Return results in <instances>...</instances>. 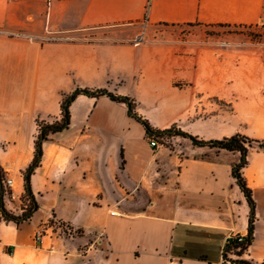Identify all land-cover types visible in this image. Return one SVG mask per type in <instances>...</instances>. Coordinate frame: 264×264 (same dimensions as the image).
<instances>
[{
    "label": "crops",
    "instance_id": "obj_1",
    "mask_svg": "<svg viewBox=\"0 0 264 264\" xmlns=\"http://www.w3.org/2000/svg\"><path fill=\"white\" fill-rule=\"evenodd\" d=\"M127 23L264 24V0H0V167L17 193H26L37 122L60 121L62 98L75 88L130 97L154 130L264 140V101L227 90L211 52L171 40L79 37ZM239 160L237 151L180 135H148L124 102L78 94L68 126L43 141L30 175L37 208L27 221H0V264H235L221 249L248 234L250 208L232 174ZM241 175L255 219L238 257L261 264L264 149L248 150ZM53 219L75 235L49 230L36 247L34 231Z\"/></svg>",
    "mask_w": 264,
    "mask_h": 264
},
{
    "label": "rangeland",
    "instance_id": "obj_2",
    "mask_svg": "<svg viewBox=\"0 0 264 264\" xmlns=\"http://www.w3.org/2000/svg\"><path fill=\"white\" fill-rule=\"evenodd\" d=\"M137 35L143 40H171L184 48L211 52L214 62L211 66L223 69L227 90L231 88L232 93L243 99L264 101V24L149 26L127 23L91 28L79 37L90 41L127 42ZM161 142L167 144L164 140ZM238 254L235 252L233 258L238 260Z\"/></svg>",
    "mask_w": 264,
    "mask_h": 264
},
{
    "label": "trees",
    "instance_id": "obj_3",
    "mask_svg": "<svg viewBox=\"0 0 264 264\" xmlns=\"http://www.w3.org/2000/svg\"><path fill=\"white\" fill-rule=\"evenodd\" d=\"M78 94H86L90 96L107 94L113 100L124 102L127 105V111L129 115L135 117L138 121H140L143 124V126L145 127V131L148 135L166 136L170 134H175V135H180L182 137L188 138L192 142V144L197 145V146H210V147H216L219 149H226L228 151L239 152L240 160L233 166L232 174L235 177L238 186L242 190L248 202L250 211H249V218H248L247 238L245 239L244 244H239L241 246V251L239 252L238 255H240L242 251L246 249V247L249 245L251 241L255 215H254V200L252 197V192H251V189L246 185L245 179L241 175V169L247 164V153H248L249 148L253 147V144H256L258 148L264 149V140L253 139V138L247 137L242 134H234L229 137H224L221 139L203 140L183 130H180L179 128H176V126H171L170 128L165 129V130H154L146 119L142 118L135 112V102L133 99H131L128 96L112 94L108 92L107 89L105 88H97V89L75 88L70 94L63 96L62 98V101H61L62 118L60 121H56L53 123H47L43 121L37 122L38 134L35 139V154H34L32 161L27 166L24 172V180H25V185H26L25 192L27 193L28 196H31L32 198L30 187H29V180H30V175L33 173L35 168L40 163L42 143L50 133L61 131L62 129L68 126L69 124V104ZM3 174L4 172L2 171L0 167V195L2 191L1 180H2ZM36 208H37L36 202L33 200L31 203V209L29 210V213H32V211H34ZM6 216L8 217V220L17 222L16 220L18 218L10 216L7 213H6ZM232 243L234 244L233 241ZM236 263L237 264H250L241 259L236 260ZM261 264H264V263H261Z\"/></svg>",
    "mask_w": 264,
    "mask_h": 264
},
{
    "label": "built area",
    "instance_id": "obj_4",
    "mask_svg": "<svg viewBox=\"0 0 264 264\" xmlns=\"http://www.w3.org/2000/svg\"><path fill=\"white\" fill-rule=\"evenodd\" d=\"M143 21H146L145 17ZM142 41L143 37L141 35H137L134 38L133 43L138 44ZM148 141L151 147L156 148L159 145L158 140L154 136H148ZM1 185L2 191L0 195V221H12L8 220L6 213L10 216L18 218L16 220L17 222L29 220L31 214L29 213V210L31 209L33 198L28 196L27 193H17L14 189L13 179L5 173L3 174ZM49 230L51 232L56 231L58 235L65 237H73L75 235V230L69 224L53 219L47 224L38 226L34 231L33 242L36 247L42 245L43 237ZM246 238V235L239 233L230 236L221 249L223 258L228 261L231 260L233 263L237 264V259H234L233 256H235V252L241 251V246L239 244H244ZM236 256L238 257V255Z\"/></svg>",
    "mask_w": 264,
    "mask_h": 264
}]
</instances>
